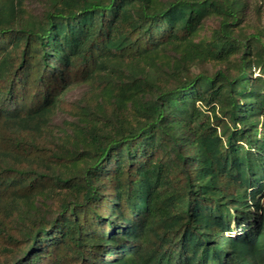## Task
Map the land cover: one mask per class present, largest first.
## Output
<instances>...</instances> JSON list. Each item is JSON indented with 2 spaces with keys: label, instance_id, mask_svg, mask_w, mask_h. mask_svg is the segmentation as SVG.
Here are the masks:
<instances>
[{
  "label": "trees",
  "instance_id": "trees-1",
  "mask_svg": "<svg viewBox=\"0 0 264 264\" xmlns=\"http://www.w3.org/2000/svg\"><path fill=\"white\" fill-rule=\"evenodd\" d=\"M247 6L48 0L34 18L26 0H0V264H264V94L240 98L264 54L253 60L261 37L241 31ZM211 13L212 40L195 44ZM182 45L173 71L143 68ZM238 54L237 76H182ZM114 60L136 66L83 122V149L61 155L43 125L58 107L78 110L63 91Z\"/></svg>",
  "mask_w": 264,
  "mask_h": 264
},
{
  "label": "rangeland",
  "instance_id": "rangeland-1",
  "mask_svg": "<svg viewBox=\"0 0 264 264\" xmlns=\"http://www.w3.org/2000/svg\"><path fill=\"white\" fill-rule=\"evenodd\" d=\"M248 6L245 7L241 17L243 18L240 22V27L242 33L246 35L259 34L260 42H255L252 49V59H257L261 54H264V15L258 12V8L262 7L264 10V0H247ZM48 0H26L27 11L34 18H40L43 14L44 9L47 7ZM204 18L203 23L193 37V42L195 44H200L201 46H207L213 38L215 30L219 26V16L215 14H207ZM185 45L182 46H169L166 50H162L157 56L152 60H149L147 64H144L145 70H151L150 66L153 64L159 67H167L170 71H173L175 67L180 66L182 57L185 51ZM113 65H117V69L114 74V66L101 71L99 75L95 76L93 79L86 83L78 84L73 87L67 88L63 91L61 98L67 102L73 103L78 106V110H68L66 108L58 107L55 112L48 119V124H44L43 127L47 131L48 137L54 141L58 152L66 157H72L75 151L83 149L80 139H76V136L81 132V126L83 122L91 114L98 113L103 109V102H110L111 94L110 87L114 84V79L119 76L128 75L129 68L131 66H136V63H127L114 60ZM118 63H120L118 65ZM134 64V65H133ZM240 54L231 56L228 61H217V62H197L196 64H187L184 70H182L183 78H191L195 73L203 72L213 75L216 70L222 69L231 76H237L240 71ZM115 65V66H116ZM261 77L262 80L258 78ZM247 87L248 91L240 95V98L246 101H251L252 103L257 102L261 96L264 94L263 87L260 88V84L264 85V70L260 66L252 67L246 72ZM180 98L179 100H183ZM138 100L144 101V98L139 95ZM248 104V102H246ZM209 117L212 116L210 110H206ZM222 115L221 113H218ZM91 117V116H90ZM228 120V119H226ZM70 169L81 168L83 166V161H75L74 163L68 165ZM43 200V206L47 207L48 200L46 197L41 198ZM40 200V201H41ZM261 204L264 207V196L261 199ZM260 211V210H259ZM256 211L250 209L249 216L253 219L252 215ZM259 213H262L260 211ZM250 221V219H249ZM247 221V222H249ZM245 222V223H247ZM235 232H233L234 234Z\"/></svg>",
  "mask_w": 264,
  "mask_h": 264
}]
</instances>
